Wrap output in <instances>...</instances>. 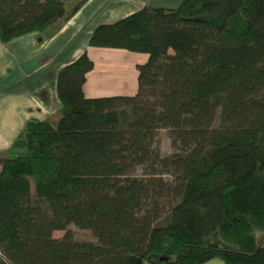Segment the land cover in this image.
I'll list each match as a JSON object with an SVG mask.
<instances>
[{
  "label": "trees",
  "instance_id": "trees-1",
  "mask_svg": "<svg viewBox=\"0 0 264 264\" xmlns=\"http://www.w3.org/2000/svg\"><path fill=\"white\" fill-rule=\"evenodd\" d=\"M66 1L0 0V41L87 0ZM87 45L146 53L137 91L86 97L85 51L59 68L60 108L26 120L0 168V264H264V0L144 5Z\"/></svg>",
  "mask_w": 264,
  "mask_h": 264
},
{
  "label": "crops",
  "instance_id": "crops-1",
  "mask_svg": "<svg viewBox=\"0 0 264 264\" xmlns=\"http://www.w3.org/2000/svg\"><path fill=\"white\" fill-rule=\"evenodd\" d=\"M88 1L73 16L62 22L63 24L61 23L57 33L66 30L71 20ZM22 36L26 37L20 39L21 42L33 46L39 42L37 37L43 36L44 39L49 34L45 32L44 34L30 33ZM53 37L54 35H50L48 40ZM3 44L0 41V151L8 149L26 120L49 117L60 108L53 84L49 87L44 76L35 75L38 69L25 72L24 75L21 53L17 56L16 51L8 49ZM22 45L23 43L20 47ZM83 51L93 61V67L86 74V80L83 84V92L86 97L132 95L137 91L138 70L136 66L147 61L148 55L146 53L87 45L83 49L78 47L71 51L72 53L67 58H62L58 67L71 62ZM30 74L35 75L34 78L24 84L23 76L26 80L31 76ZM3 159V156H0V168ZM202 264L225 263L219 258H212Z\"/></svg>",
  "mask_w": 264,
  "mask_h": 264
},
{
  "label": "rangeland",
  "instance_id": "rangeland-1",
  "mask_svg": "<svg viewBox=\"0 0 264 264\" xmlns=\"http://www.w3.org/2000/svg\"><path fill=\"white\" fill-rule=\"evenodd\" d=\"M181 0H89L82 8V10L71 20L66 30L61 33H57L61 27V23L58 25L50 26L45 33L54 35L51 40H48L49 36L42 38L39 36L36 39L39 42L37 45L29 46L24 42H21L26 36L16 37L11 41L4 43L8 49L16 51L17 56L22 55V67L23 73L31 70H37L35 75L44 76L47 85L55 89V78L59 69L58 65L62 58L71 54L75 48H84L87 46V40L89 34L93 28L102 23L114 22L138 9L144 5L152 6H172L179 5ZM73 1L68 0L64 6L66 10H69ZM63 24V23H62ZM44 34V32H43ZM42 39V40H41ZM23 45L20 47V45ZM64 45L62 48L60 46ZM59 49V50H58ZM58 67V68H57ZM31 75V74H30ZM34 75V76H35ZM34 76H30L25 80L23 76L24 84L30 82ZM59 106H61L58 100ZM157 140L159 143L160 151L163 155H168L172 152L170 146V140L167 136L166 130H160L158 132ZM7 149L0 151V156H7ZM73 232L74 237L79 241H92L96 239L88 229H82L74 224L68 226ZM64 231L56 230L53 235L56 237L62 236ZM254 234L256 241L259 244L264 245V231L254 228Z\"/></svg>",
  "mask_w": 264,
  "mask_h": 264
}]
</instances>
